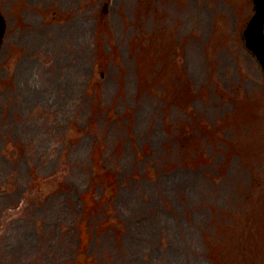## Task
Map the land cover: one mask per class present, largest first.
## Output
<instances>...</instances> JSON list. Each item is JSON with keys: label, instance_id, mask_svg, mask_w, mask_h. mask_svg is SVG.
I'll use <instances>...</instances> for the list:
<instances>
[{"label": "rangeland", "instance_id": "374dc122", "mask_svg": "<svg viewBox=\"0 0 264 264\" xmlns=\"http://www.w3.org/2000/svg\"><path fill=\"white\" fill-rule=\"evenodd\" d=\"M251 5L0 0V264H264Z\"/></svg>", "mask_w": 264, "mask_h": 264}, {"label": "water", "instance_id": "95a60500", "mask_svg": "<svg viewBox=\"0 0 264 264\" xmlns=\"http://www.w3.org/2000/svg\"><path fill=\"white\" fill-rule=\"evenodd\" d=\"M254 3L256 8L255 13L243 31V35L247 47L250 48L257 56L264 70V0H254ZM4 30L5 22L3 17L0 15V44Z\"/></svg>", "mask_w": 264, "mask_h": 264}, {"label": "trees", "instance_id": "16d2710c", "mask_svg": "<svg viewBox=\"0 0 264 264\" xmlns=\"http://www.w3.org/2000/svg\"><path fill=\"white\" fill-rule=\"evenodd\" d=\"M145 56H146L147 58H150V55H149L148 52L145 53ZM139 61L142 62L143 59H140V58H139ZM144 62H145V61H144ZM144 62H142V63H144ZM142 63H140V65H141ZM140 65H139V66H140ZM110 186H111V184H110ZM84 200H85V205H86L85 209L88 210V208H90V206H91V202H92L90 194H86L85 197H84Z\"/></svg>", "mask_w": 264, "mask_h": 264}]
</instances>
